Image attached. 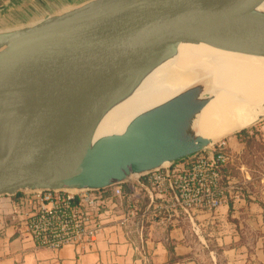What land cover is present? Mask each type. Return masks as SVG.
Wrapping results in <instances>:
<instances>
[{"label":"water","instance_id":"1","mask_svg":"<svg viewBox=\"0 0 264 264\" xmlns=\"http://www.w3.org/2000/svg\"><path fill=\"white\" fill-rule=\"evenodd\" d=\"M255 4L92 0L0 32V116L8 113L11 124L0 196L102 190L206 150L202 139L181 142L182 126L201 104L184 109L179 98L132 121L122 135L94 141V134L108 104L190 36L264 57V16L252 11Z\"/></svg>","mask_w":264,"mask_h":264},{"label":"crops","instance_id":"2","mask_svg":"<svg viewBox=\"0 0 264 264\" xmlns=\"http://www.w3.org/2000/svg\"><path fill=\"white\" fill-rule=\"evenodd\" d=\"M89 1L92 0H0V32L32 26ZM229 145L234 150L241 149L236 137L229 140ZM234 183L231 179L236 188ZM230 202L231 213L227 204L214 215H198L192 223L181 220L167 225L145 218L144 205L139 204L136 217L123 227L115 220L127 210L124 202L117 216L106 220L95 242L54 251L37 247L27 237L20 197L0 196V264H201L198 250L209 241L223 250L228 264H246L249 244L243 243V222L260 233L254 250L263 255L264 210L250 195ZM174 258L177 262H172Z\"/></svg>","mask_w":264,"mask_h":264},{"label":"bare ground","instance_id":"3","mask_svg":"<svg viewBox=\"0 0 264 264\" xmlns=\"http://www.w3.org/2000/svg\"><path fill=\"white\" fill-rule=\"evenodd\" d=\"M255 3L252 11L264 16V0ZM174 98H179L184 109L201 104L182 126L180 140L202 139L199 149H207L264 116V57L230 51L190 36L108 104L94 141L122 135L132 121ZM10 130V115L2 114L0 159L6 153ZM135 177L132 174L129 180Z\"/></svg>","mask_w":264,"mask_h":264},{"label":"built area","instance_id":"4","mask_svg":"<svg viewBox=\"0 0 264 264\" xmlns=\"http://www.w3.org/2000/svg\"><path fill=\"white\" fill-rule=\"evenodd\" d=\"M229 144L220 140L191 157L150 171L135 182L102 190H32L20 194L26 215V235L39 248L60 250L92 244L106 220L126 211L115 224L127 227L144 205L145 218L161 224L193 222L214 215L238 198L231 184ZM138 197V201H136ZM138 203V209L137 204Z\"/></svg>","mask_w":264,"mask_h":264},{"label":"rangeland","instance_id":"5","mask_svg":"<svg viewBox=\"0 0 264 264\" xmlns=\"http://www.w3.org/2000/svg\"><path fill=\"white\" fill-rule=\"evenodd\" d=\"M264 119L247 128V135L239 136V132L223 138L228 144L231 138H237L241 144L239 151L230 147L232 155L230 175L234 179L235 189L240 197L250 195L264 210ZM241 132V131H240ZM215 144V143H214ZM138 176L130 180L134 182ZM243 243H248L246 264H264L263 255L257 254L254 245L260 237L258 231H252L248 223L243 222ZM204 246V245H203ZM213 251V253H211ZM201 264H228L223 250L212 241L198 250ZM213 256V257H212Z\"/></svg>","mask_w":264,"mask_h":264},{"label":"trees","instance_id":"6","mask_svg":"<svg viewBox=\"0 0 264 264\" xmlns=\"http://www.w3.org/2000/svg\"><path fill=\"white\" fill-rule=\"evenodd\" d=\"M247 133H248V130L247 129H245V130H242L241 132H239V136H243V135H247ZM20 196V194H17V195H15V196H13V197H15V198H17V197H19ZM233 210V208H232V202H229V212L231 213V211ZM264 219V218H263ZM172 262H177V259H173L172 260Z\"/></svg>","mask_w":264,"mask_h":264}]
</instances>
